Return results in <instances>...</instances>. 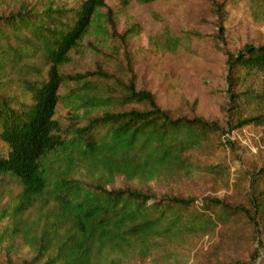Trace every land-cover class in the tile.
Masks as SVG:
<instances>
[{"label": "trees", "instance_id": "16d2710c", "mask_svg": "<svg viewBox=\"0 0 264 264\" xmlns=\"http://www.w3.org/2000/svg\"><path fill=\"white\" fill-rule=\"evenodd\" d=\"M206 1L218 15L223 34L222 5ZM102 8L108 9L103 0H87L73 18L67 10L32 5L0 15V177L13 176L23 185L20 210L51 191L49 162L55 153L74 147L100 175L89 184L68 181L55 192L53 210L34 226L20 225L33 251L22 264H187L199 239L235 219L260 243L264 167L248 181V207L206 198L197 208V199L190 196L109 186L116 177L131 183L166 182L164 168L183 170L185 154L202 147L205 133L222 137L226 128L228 133L264 128V45L248 44L227 53L224 128L198 116H173L154 94L138 90L131 81L116 101L121 110L91 116L81 128L73 122L69 137L56 119L60 91L66 83L87 77L64 76L61 68L88 36ZM167 44L179 46L171 38ZM154 144L157 152L147 154Z\"/></svg>", "mask_w": 264, "mask_h": 264}, {"label": "rangeland", "instance_id": "374dc122", "mask_svg": "<svg viewBox=\"0 0 264 264\" xmlns=\"http://www.w3.org/2000/svg\"><path fill=\"white\" fill-rule=\"evenodd\" d=\"M85 1L0 0V15L32 5L67 10L73 18ZM103 1L108 9L98 11L88 36L61 68L64 76L87 77L80 83H66L60 91L56 119L66 135L72 136L73 122L81 128L91 116L121 110L116 101L131 81L138 90L154 94L173 116H198L224 128L227 53H237L248 44L264 45V0H218L223 34L218 15L206 0ZM169 38L179 46L167 44ZM200 144L202 147L185 154L188 162L183 170L164 168L166 182L131 183L116 177L109 187L151 190L157 196H190L197 199V208H202L206 198L248 207L249 196L244 194L248 181L254 171L264 167V128L250 126L231 133L226 128L222 137L211 131ZM156 147L154 144L147 154L156 153ZM49 167L51 191L22 211L23 185L13 176L0 177V264H22L33 257L20 225L34 226L53 210L57 190L68 181L89 184L100 180L74 147L53 154ZM260 191L264 192V179ZM259 221L260 243L241 219H235L226 228L220 226L215 234L199 239L187 255V264H263L264 213ZM255 254L259 256L253 261Z\"/></svg>", "mask_w": 264, "mask_h": 264}]
</instances>
